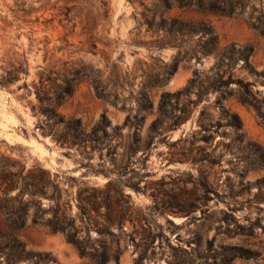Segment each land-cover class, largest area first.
Segmentation results:
<instances>
[{"label": "rangeland", "instance_id": "1", "mask_svg": "<svg viewBox=\"0 0 264 264\" xmlns=\"http://www.w3.org/2000/svg\"><path fill=\"white\" fill-rule=\"evenodd\" d=\"M102 1L0 0V152L20 160L26 168L40 165L56 173L62 198L70 199L74 216L78 215L76 195L82 182L100 187L109 180L122 183L135 219L134 224H124L127 234L121 241L123 252L118 264H134L141 252L142 264H264V202L249 206L245 203L234 212L241 224H252L250 233H237L225 214L229 199L206 192L197 183L199 170H205L211 188L227 191L228 184L239 180V171L251 158L244 144L232 141L231 129L226 125L218 127L211 140L205 141L208 133L200 129V121L211 122L215 128L220 119L215 92L198 98L193 90L173 98L174 113L183 114L185 110L187 115L177 125L153 131L145 140L150 143L145 154L142 148L132 155L125 154L126 145L134 141L127 127L119 135L108 136L101 151H90L88 145L89 155L84 157L76 148L57 143L54 133L62 132L63 125L47 118L43 111L47 102H41L36 95V88L42 85L41 76L50 98L57 91L50 79L67 85L63 78H81L72 95L55 110L66 119L79 118L86 130L103 112L112 126L121 125L126 114L135 113L147 98L149 108L141 110L144 137L158 115L162 91L183 89L195 71L201 79L213 72L215 53L180 61L168 77L166 72L177 49L155 45L157 33L147 23L153 19V0ZM180 12L174 8L168 15ZM184 16L209 20L217 34L219 50L231 43L252 46L250 64L258 71L263 69L264 32L254 26L264 21V0H250L245 15L201 16L190 12ZM232 73L254 81L253 89L264 96V83L243 66V59L237 60ZM230 87L235 88V84ZM223 104L240 116L245 139L264 149V127L254 109L241 103L236 91ZM201 156L212 163L193 161ZM112 160L116 164L128 162L125 173L118 176L114 172L92 171L111 166ZM260 176H264V167L250 169L245 179ZM129 182L138 183L140 189H134ZM255 190L253 186L251 196ZM40 198L42 205L48 206L49 198ZM77 224H81L79 219ZM18 235L27 249L50 252L56 259L51 264H101L81 256L62 233L30 220ZM130 235L135 236L136 243L146 237L147 247H136ZM91 236V243L100 252L95 229ZM25 263L19 260L14 264Z\"/></svg>", "mask_w": 264, "mask_h": 264}, {"label": "trees", "instance_id": "2", "mask_svg": "<svg viewBox=\"0 0 264 264\" xmlns=\"http://www.w3.org/2000/svg\"><path fill=\"white\" fill-rule=\"evenodd\" d=\"M102 2L106 4L105 0ZM248 4H250V0H153V19L147 20V23L149 27H153V32L157 33L155 45L158 48L172 46L177 49L174 61L166 72L168 77L176 71L178 63L182 60H189L193 56L199 59L201 55L211 53H215L217 59L212 67V75L207 76L206 79H201L200 74L195 71L183 89L174 92L168 90L161 92L158 115L150 122L144 137L142 136L144 116L141 110L149 108L147 98L142 100L140 108L135 113L126 114L121 125L112 126L109 117L103 112L94 125L86 130L79 118L66 119L55 110V106L59 105L67 96L72 95L81 78L77 75L72 78H63V82H66L67 85L50 79L57 89L55 97L50 98L47 90L43 88L44 79L41 76L42 85L40 88H36V95L41 102H47L43 111L47 118L55 119V122L63 125L62 132L54 133L57 143L69 148H76L79 154L84 157V155H89L88 145L90 151H101L104 140L108 136L119 135L121 129L127 127L132 130L131 135L128 134V136L133 137L134 141L126 145L125 154L132 155L138 148H142V154H145L150 148V143L145 140L148 136L153 135V131L158 133L160 128L177 125L186 117L185 110H182L183 114L174 113L176 107L173 106V98L176 100L179 94L188 95L193 90L196 91L198 98L205 96L209 91L215 92L217 94L215 102L219 106L220 119L215 128L211 122L207 124L203 120L200 121V129L208 133L205 135V141L211 140L218 127L226 125L231 129L232 141L244 144V147L250 151L251 158L248 164L242 166L239 171V180L236 183L228 184L227 191L220 192L217 188H211V182L205 170H199L197 183L206 192L213 191L217 197L224 200L228 198V209L225 214L234 223L236 232L250 233L252 224H241L234 212L242 208L245 203L249 206L251 203L264 202V176L254 180L245 179V175L250 169L264 167V149L255 141L245 139L240 116L227 109L223 100L236 91L238 100L254 109L264 127V96L262 92L253 89L254 81L234 77L232 73L237 60L243 59V66L256 77H260L264 83V67L258 71L251 66L249 58L253 51L252 46H238L231 43L219 50L218 37L209 20L184 16L190 12L201 16L207 14L245 15ZM174 8L181 12L168 15V12ZM249 17L246 16L247 19ZM254 27H261L260 30L264 32V21L260 20V25L257 24ZM232 84H235V88L230 87ZM207 139L210 140L207 141ZM109 147H107L108 150ZM193 161L212 163L206 156L194 158ZM79 164L83 165L81 161ZM128 165V162L116 164L112 160L111 166H101L92 171L103 174L114 172L121 176L125 173ZM69 178L76 179L75 176ZM129 185L136 190L140 189L138 183L129 182ZM253 186L256 187V190L251 196ZM41 195L49 198L48 206L42 205ZM240 196L245 197L240 199ZM129 198L130 196L123 192L120 182L109 180L102 187L82 182L76 195L78 215L74 216L70 212V199L62 198V190L58 186L56 173H52L40 165L26 168L20 160L0 152V264H14L19 260H25V264H51L50 261H56L50 252L27 249L26 244L19 238L18 231L25 227L28 220L32 224L43 225L53 232L62 233L81 256L90 257L93 261L101 264L109 260H114L118 264L123 252L121 241L127 234L124 224L126 221L134 224L135 219L131 214L134 209ZM102 208L106 210L104 213L101 212ZM92 211L96 214H92ZM77 219L81 224H77ZM137 221L140 223L141 229L145 231L146 228L141 219L138 218ZM112 226H115L117 230H114ZM92 229H95L99 235L95 241L99 242L98 244L102 247L100 252L97 251L96 244L91 243ZM135 231L136 229L133 232ZM130 239L136 247H141V249L148 245L146 237H141L138 243H136L135 236L130 235ZM107 241L109 242L107 243ZM234 249L239 251L240 248L235 247ZM236 255L240 254L236 252ZM142 258L143 253L141 252L134 264H142Z\"/></svg>", "mask_w": 264, "mask_h": 264}, {"label": "water", "instance_id": "3", "mask_svg": "<svg viewBox=\"0 0 264 264\" xmlns=\"http://www.w3.org/2000/svg\"><path fill=\"white\" fill-rule=\"evenodd\" d=\"M171 82L174 83V80H172Z\"/></svg>", "mask_w": 264, "mask_h": 264}]
</instances>
